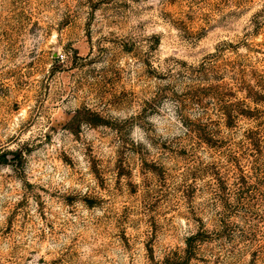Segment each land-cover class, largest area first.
<instances>
[{"label": "rangeland", "instance_id": "obj_1", "mask_svg": "<svg viewBox=\"0 0 264 264\" xmlns=\"http://www.w3.org/2000/svg\"><path fill=\"white\" fill-rule=\"evenodd\" d=\"M263 90L264 0H0V264H264Z\"/></svg>", "mask_w": 264, "mask_h": 264}, {"label": "trees", "instance_id": "obj_2", "mask_svg": "<svg viewBox=\"0 0 264 264\" xmlns=\"http://www.w3.org/2000/svg\"><path fill=\"white\" fill-rule=\"evenodd\" d=\"M264 91V90H263ZM264 124V123H263ZM255 133V134H254ZM249 138L251 140V143H253V140H255V138H258L259 141H264V127L263 129H260L259 131H255V132H252L251 135H249ZM263 139V140H262Z\"/></svg>", "mask_w": 264, "mask_h": 264}]
</instances>
